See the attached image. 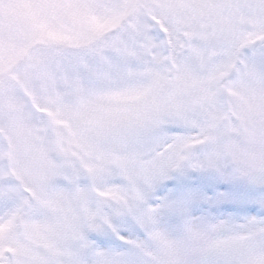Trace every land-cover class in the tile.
<instances>
[{
  "label": "snow or ice",
  "instance_id": "1",
  "mask_svg": "<svg viewBox=\"0 0 264 264\" xmlns=\"http://www.w3.org/2000/svg\"><path fill=\"white\" fill-rule=\"evenodd\" d=\"M0 264H264V0H0Z\"/></svg>",
  "mask_w": 264,
  "mask_h": 264
}]
</instances>
